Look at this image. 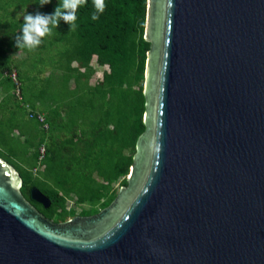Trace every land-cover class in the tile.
<instances>
[{"label": "water", "instance_id": "obj_1", "mask_svg": "<svg viewBox=\"0 0 264 264\" xmlns=\"http://www.w3.org/2000/svg\"><path fill=\"white\" fill-rule=\"evenodd\" d=\"M144 41L126 185L55 222L0 157V264H264V0H147Z\"/></svg>", "mask_w": 264, "mask_h": 264}, {"label": "trees", "instance_id": "obj_2", "mask_svg": "<svg viewBox=\"0 0 264 264\" xmlns=\"http://www.w3.org/2000/svg\"><path fill=\"white\" fill-rule=\"evenodd\" d=\"M146 2L104 0V11L94 21V0H85L76 10L74 30L70 31L61 20L30 52L15 46V38L22 35L24 17L51 15L62 0H50L43 6L41 0H0V76H5L3 81L10 83L17 98L11 78L15 73L20 97L17 99L31 107H39L37 101L47 100L49 111H45L47 116L42 114L47 128L39 123L38 139L24 141L28 166L22 167L26 160L7 147L6 152L0 149V157L19 172L22 195L55 222L96 214L115 198L117 182L120 187L126 185L136 141L145 129L143 82L149 49L144 41ZM46 49L47 63L41 58ZM13 54H19V59L11 60ZM93 56L109 68L99 83L91 82L96 73L91 66ZM40 62L51 68L48 73L63 74L67 93L61 89V83L57 87L50 83L51 78H46L44 81L49 84L37 92L33 71L36 76L46 71L36 69ZM74 62L84 68L83 73L79 72L81 67L72 66ZM32 87L33 93L29 92ZM40 147L45 149L42 160ZM33 187L48 197V209L31 200ZM72 196L77 205L87 204L89 209L78 214L68 209L66 203Z\"/></svg>", "mask_w": 264, "mask_h": 264}, {"label": "rangeland", "instance_id": "obj_3", "mask_svg": "<svg viewBox=\"0 0 264 264\" xmlns=\"http://www.w3.org/2000/svg\"><path fill=\"white\" fill-rule=\"evenodd\" d=\"M58 44V43H56ZM47 49L41 56L43 58L42 61H45L47 63ZM14 56L20 57L19 54H15ZM41 58L39 61H41ZM73 67H78L79 65L74 62L72 64ZM91 66L95 70V75L92 77L91 82L92 83H99L102 82L103 77L106 73H109V68L107 66H102L96 61V57L93 56L91 59ZM46 70L43 74L40 76L35 75V71H33L32 77H37L35 84L36 87H39L37 89V92H40L41 89H45L47 85L49 84V81H44L46 78H51L50 83H54L57 87L60 83L62 85L61 89L63 92L67 93V80L65 81V78L62 73L56 72L54 74H51V71L48 73L49 69H51L47 64L44 62H40L39 65H36V69ZM81 67V66H79ZM79 72L83 73L84 68H79ZM68 78V77H67ZM40 79H43L40 82ZM71 82V81H70ZM6 83V92L5 95L2 96L0 101V144H4V147L0 146V149L5 150V147H7L9 150L13 149L18 153V157L21 156V159H24V163H22V167L28 166L29 159L26 157L25 154V147L24 141H34L37 140L38 137L41 135V128L39 125V122L36 119H30L29 113H37V114H43L44 116H47V113L49 112L47 108L48 102L47 100L44 101H37L36 104H39V107H31L29 104H23L20 102L14 95H13V89L10 90V83ZM70 83H68L69 85ZM32 85V82L30 83ZM124 87H128L127 84H124ZM137 87H134V89ZM55 89L53 91V97L56 95ZM33 87L29 89V92L33 93ZM29 94V93H28ZM27 98H30L29 95ZM60 101V100H59ZM39 102V103H38ZM35 103V102H34ZM23 104V105H22ZM35 104V105H36ZM49 108V107H48ZM47 110V113L45 115V111ZM30 141V142H31ZM30 157V155H29ZM42 170V169H40ZM130 172V171H129ZM35 175H38V172L34 170ZM120 188L119 182H117L114 185V189L116 192H118ZM73 197V196H72ZM76 200L75 197L71 198V200H68L66 203V206L68 209H74L76 213L78 214L82 210H88L89 206L87 204L83 205H77L74 201Z\"/></svg>", "mask_w": 264, "mask_h": 264}, {"label": "clouds", "instance_id": "obj_4", "mask_svg": "<svg viewBox=\"0 0 264 264\" xmlns=\"http://www.w3.org/2000/svg\"><path fill=\"white\" fill-rule=\"evenodd\" d=\"M50 0H41L40 5L49 4ZM85 4V0H62L51 15L37 13L27 14L24 17L22 35L15 38V46L18 49L33 51L41 43V38L51 34V29L56 28L62 20L68 24L70 31L74 30L76 20V10ZM96 14L92 15V20H97L98 14L105 8L104 0H94ZM51 25V28L49 27Z\"/></svg>", "mask_w": 264, "mask_h": 264}, {"label": "built area", "instance_id": "obj_5", "mask_svg": "<svg viewBox=\"0 0 264 264\" xmlns=\"http://www.w3.org/2000/svg\"><path fill=\"white\" fill-rule=\"evenodd\" d=\"M11 78H12L13 82L15 83V95L17 96V98L20 99L19 88H18V83L16 80L15 73H12ZM29 118L30 119H36L39 123L43 124L44 128H47V126L44 124V116L42 114L29 113ZM39 154H40L39 160H42L44 158V155H45L44 147H40Z\"/></svg>", "mask_w": 264, "mask_h": 264}, {"label": "crops", "instance_id": "obj_6", "mask_svg": "<svg viewBox=\"0 0 264 264\" xmlns=\"http://www.w3.org/2000/svg\"><path fill=\"white\" fill-rule=\"evenodd\" d=\"M11 60L19 59V57L14 56V54L10 57ZM3 63H1L0 67L2 66ZM3 77L5 76H0V101L3 95H5L6 92V83L3 81ZM5 91V92H4Z\"/></svg>", "mask_w": 264, "mask_h": 264}]
</instances>
